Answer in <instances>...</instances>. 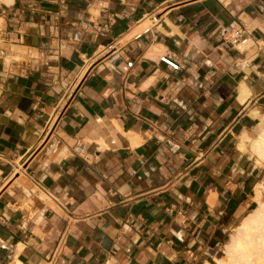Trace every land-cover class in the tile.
Listing matches in <instances>:
<instances>
[{
    "label": "crops",
    "instance_id": "0c3cea01",
    "mask_svg": "<svg viewBox=\"0 0 264 264\" xmlns=\"http://www.w3.org/2000/svg\"><path fill=\"white\" fill-rule=\"evenodd\" d=\"M9 1L0 264L225 260L264 186V0Z\"/></svg>",
    "mask_w": 264,
    "mask_h": 264
},
{
    "label": "bare ground",
    "instance_id": "6f19581e",
    "mask_svg": "<svg viewBox=\"0 0 264 264\" xmlns=\"http://www.w3.org/2000/svg\"><path fill=\"white\" fill-rule=\"evenodd\" d=\"M251 147L264 159V129L251 140ZM255 190L259 199L264 186ZM237 228L243 235L232 236L226 246L227 260H218V264H264V203L260 202L258 209L247 214Z\"/></svg>",
    "mask_w": 264,
    "mask_h": 264
},
{
    "label": "built area",
    "instance_id": "2783aa9c",
    "mask_svg": "<svg viewBox=\"0 0 264 264\" xmlns=\"http://www.w3.org/2000/svg\"><path fill=\"white\" fill-rule=\"evenodd\" d=\"M242 29L241 28H236L233 29V32L230 34V41L237 47L239 48H246L249 45L252 44V40L247 37V36H242L241 35ZM241 45V46H240ZM161 60L164 62L168 63L171 67L177 68L179 66L177 61H174L171 57L167 55H162L160 57ZM132 61H128L127 64L131 65Z\"/></svg>",
    "mask_w": 264,
    "mask_h": 264
},
{
    "label": "rangeland",
    "instance_id": "374dc122",
    "mask_svg": "<svg viewBox=\"0 0 264 264\" xmlns=\"http://www.w3.org/2000/svg\"><path fill=\"white\" fill-rule=\"evenodd\" d=\"M9 59H10V58H9ZM260 158H261V157H260ZM261 159L264 160L263 158H261ZM258 198H259V199H257V201H258V206H257L255 209H258V208L260 207V202L264 203V191L261 192V194L259 195ZM255 209H253L252 211H254ZM241 221H242V220H241ZM240 223H241V222H239L236 226H234V227L231 229V231H230V235H229V238H228L229 242H230L232 236L240 235L239 237H241V236L243 235V234H242V231L238 230V228H237V227L239 226ZM241 234H242V235H241ZM228 240H227V241H228ZM229 242H228V243H229ZM219 257L224 258L225 261L227 260V259H226V247L224 248V245H223V247H222V250H221V252H220ZM218 263H219L218 260L215 259V261H213L212 264H218Z\"/></svg>",
    "mask_w": 264,
    "mask_h": 264
}]
</instances>
